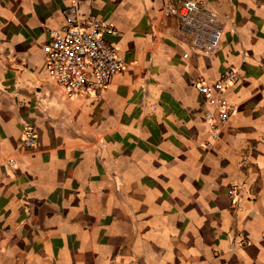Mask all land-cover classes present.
<instances>
[{"label": "crops", "instance_id": "0c3cea01", "mask_svg": "<svg viewBox=\"0 0 264 264\" xmlns=\"http://www.w3.org/2000/svg\"><path fill=\"white\" fill-rule=\"evenodd\" d=\"M72 1L114 26L125 67L68 98L42 49ZM197 1L213 54L161 14L177 0H0V264H264V0ZM228 70L213 140L195 83Z\"/></svg>", "mask_w": 264, "mask_h": 264}, {"label": "built area", "instance_id": "2783aa9c", "mask_svg": "<svg viewBox=\"0 0 264 264\" xmlns=\"http://www.w3.org/2000/svg\"><path fill=\"white\" fill-rule=\"evenodd\" d=\"M177 6L170 8L160 5L163 16L175 14L179 30L192 34V46L196 51L213 54L219 45L222 29L216 13L206 9L197 0H177ZM63 22L56 28L47 29L48 39L43 45L45 66L58 88L70 98L73 95H88L98 89H105L113 77L125 67L118 48L106 40L107 35L116 34L114 26L92 17H85L76 1L66 5L62 11ZM183 58L188 53H183ZM238 80L234 70L222 73L212 82L195 83L197 91L209 106L204 111L205 125L211 138L218 137L234 112V107L225 99V89ZM35 129L23 128L21 144L32 146L36 143ZM13 166L14 159L9 160ZM232 199L237 198L235 186L228 189Z\"/></svg>", "mask_w": 264, "mask_h": 264}]
</instances>
